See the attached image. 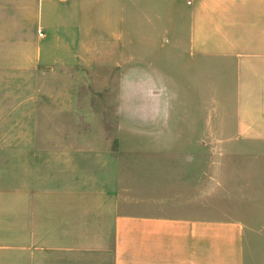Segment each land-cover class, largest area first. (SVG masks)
<instances>
[{
	"label": "crops",
	"instance_id": "1",
	"mask_svg": "<svg viewBox=\"0 0 264 264\" xmlns=\"http://www.w3.org/2000/svg\"><path fill=\"white\" fill-rule=\"evenodd\" d=\"M75 84L123 94L105 175H57ZM0 264H264V0H0Z\"/></svg>",
	"mask_w": 264,
	"mask_h": 264
},
{
	"label": "rangeland",
	"instance_id": "2",
	"mask_svg": "<svg viewBox=\"0 0 264 264\" xmlns=\"http://www.w3.org/2000/svg\"><path fill=\"white\" fill-rule=\"evenodd\" d=\"M45 79L47 82L42 85V112L43 124H48L51 84L48 82V78ZM69 86V91L75 97V115L68 117V122L71 120L70 128L72 130L68 133H58L57 175H99L100 173L105 175L110 168L116 165L117 161L113 159V153L118 149L116 147L102 148L99 145L107 140L115 141L129 138V133L116 131L119 117L105 113L116 108V98L123 94L118 93L119 85L114 84H75ZM138 87L139 110L145 112L144 109L147 107L152 110V108L167 104L165 100L147 98V90H149L148 92H158L160 91L158 87L152 85H139ZM162 103L165 104L162 105ZM63 119L65 120V117ZM49 134L48 131L42 132L43 143L41 148L38 149L41 151L43 166L48 161L50 154ZM144 134V132L139 131L134 135L136 138H141V136L143 138ZM52 151H55V149L52 148ZM125 162L126 160L123 158V168ZM140 163L144 162L139 161ZM46 164L49 165V162ZM125 168L127 169V166Z\"/></svg>",
	"mask_w": 264,
	"mask_h": 264
}]
</instances>
